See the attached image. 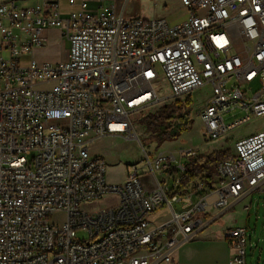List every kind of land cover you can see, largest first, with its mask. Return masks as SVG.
<instances>
[{"label":"built area","instance_id":"obj_1","mask_svg":"<svg viewBox=\"0 0 264 264\" xmlns=\"http://www.w3.org/2000/svg\"><path fill=\"white\" fill-rule=\"evenodd\" d=\"M90 1L0 2V264H177L176 250L212 221L211 207L264 192V130L236 140L210 186L182 183L199 156L192 146L146 153L151 171L133 166L120 183L89 147L104 136L140 141L134 118L162 99L161 81L174 99L210 88L195 112L208 141L263 115L264 0H180L189 16L175 24L126 18L115 0L93 12ZM51 27L70 41L67 62L34 56ZM254 84L261 89L249 95ZM234 108L246 115L227 123ZM56 214L60 223L50 221ZM224 238L234 250L228 264H246V227Z\"/></svg>","mask_w":264,"mask_h":264},{"label":"rangeland","instance_id":"obj_2","mask_svg":"<svg viewBox=\"0 0 264 264\" xmlns=\"http://www.w3.org/2000/svg\"><path fill=\"white\" fill-rule=\"evenodd\" d=\"M37 0H17L20 8L31 7L36 4ZM125 5L124 0H117ZM99 0L90 1V10L98 11ZM127 4V3H126ZM176 5V0H130L128 6L129 11L143 19H150L154 16L165 18L170 24L181 22L184 10H176L170 13V9ZM126 6V5H125ZM53 28V27H52ZM57 28V27H54ZM59 30V28H57ZM70 41L67 37L61 35V30L56 31L47 36L46 41L34 56L40 61L49 62H67L70 58ZM4 58H8L9 53L1 51ZM24 60L21 64H27L30 56L28 53L23 54ZM161 100L149 109L135 116V129L140 138L138 140H127L125 137L104 136L96 139L90 144V154L100 156L107 165L106 177L108 181H123L128 172L133 171V166L138 168V173L144 175L149 173L150 167L146 165V153L152 159H155L160 150L167 148L189 147L198 149V154H209L215 150L228 151L233 153L235 142L239 138L249 136L251 134L264 130V114L260 116H252L247 122L236 126L229 130L227 134L217 140L208 141L207 132L204 123L195 115L198 106L206 102L210 96V88L204 87L185 94L181 100H189L191 105L189 111L193 110V125L189 131L176 142H162L157 140L153 130L148 129L142 122L143 118L148 114H153L158 108L164 104H169L174 100L170 96V89L165 81H161L156 85ZM260 88L259 84H254L249 90V95H253ZM246 112L240 108H234L226 113L224 118L227 123L242 118ZM142 143V145H141ZM157 177L162 179L163 174L157 172ZM112 197L107 198L103 202L110 203ZM98 202L89 206V209L96 210L100 203ZM244 203L248 204L246 209L243 208ZM181 204L174 203V208L180 210ZM166 208H162L158 213H164ZM245 212L242 224L246 227L247 243H246V264H259L264 262V192H254L250 197L240 202L234 207V213ZM238 216V215H237ZM62 214L50 216V221L60 223L63 219ZM216 225L211 226L214 228ZM216 229H213V231ZM203 230L191 240L182 244L181 250L187 251L185 255L179 259L180 264H220L225 262L226 258L233 253L229 242H220L214 233ZM78 235L85 236L80 230ZM191 248L192 252L188 253Z\"/></svg>","mask_w":264,"mask_h":264},{"label":"trees","instance_id":"obj_3","mask_svg":"<svg viewBox=\"0 0 264 264\" xmlns=\"http://www.w3.org/2000/svg\"><path fill=\"white\" fill-rule=\"evenodd\" d=\"M189 100L174 99L164 104L153 114H148L142 120L148 129L153 130L159 143L178 139L184 132L191 129L193 117L190 113ZM228 151L215 150L203 154L187 163V171L183 174L182 183L201 178L206 186L213 183L216 166L229 156ZM182 187H177L180 190Z\"/></svg>","mask_w":264,"mask_h":264},{"label":"crops","instance_id":"obj_4","mask_svg":"<svg viewBox=\"0 0 264 264\" xmlns=\"http://www.w3.org/2000/svg\"><path fill=\"white\" fill-rule=\"evenodd\" d=\"M5 1H8V0H0V2H5ZM41 1L42 0H37L35 5L41 3ZM124 1H125L124 4L126 6L122 5L120 2H117V0L114 1V4L116 5V9H117V11L119 13H122L123 16L126 17V18H137V17H141L142 18V16H137L135 13L129 11L127 5L129 4L130 0H124ZM16 3H17V0H16ZM176 10H178V11L184 10L183 19L181 21L185 20L189 16L188 11L181 5L180 0H176V5H174V7H172L170 9V13L174 12ZM154 17H156V16H154ZM157 17H160V16H157ZM56 31H60V29L58 30L57 28H54V27L52 28L51 27V28H47V29L43 30L42 33H43V36L46 39L47 36H49L50 34L56 32ZM40 48H41V46L35 47L34 48V54L38 53ZM185 133L186 132H184L183 134H185ZM183 134L178 138V140L183 136ZM176 141H177V139L173 140L171 142H176ZM164 142H169V141H164ZM165 151H174V148H167V149H165ZM199 155H203V154H199ZM125 178L123 179V181L125 180ZM123 181H119V182H114L113 181V183H120V182H123ZM109 182H111V181H109ZM213 198H214V196L211 199H213ZM108 205H109L108 202L100 203L99 207H97L96 210H100V209L106 208ZM209 210L210 211L205 214L204 219H205V221H209V220H212V221L205 227L204 230H206L208 232H211V233H214V231H215V235H216L217 239H219L220 242H226L227 243V240L224 238L225 230L227 228H230V227L235 226V225H241L242 221H243V218H244L245 212H242V211L241 212H236L235 211V213H234V208L219 209V208L211 207ZM156 217H157V214H153V215L149 216L151 221H155ZM213 225H216V227L210 228L211 226L213 227ZM213 229H216V230L213 231ZM181 246L175 252V258H176L177 264H180L179 259L181 260V256L185 255V253L187 252V251L183 252V250H181ZM189 252H192L191 248L188 249V253ZM230 257H231V255L226 258L225 262H221L220 264H228Z\"/></svg>","mask_w":264,"mask_h":264}]
</instances>
